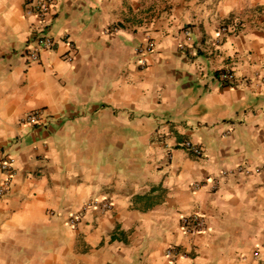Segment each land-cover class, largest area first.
<instances>
[{
    "label": "crops",
    "instance_id": "0c3cea01",
    "mask_svg": "<svg viewBox=\"0 0 264 264\" xmlns=\"http://www.w3.org/2000/svg\"><path fill=\"white\" fill-rule=\"evenodd\" d=\"M24 5L0 0V264H264V0H55L56 46L29 64Z\"/></svg>",
    "mask_w": 264,
    "mask_h": 264
},
{
    "label": "built area",
    "instance_id": "2783aa9c",
    "mask_svg": "<svg viewBox=\"0 0 264 264\" xmlns=\"http://www.w3.org/2000/svg\"><path fill=\"white\" fill-rule=\"evenodd\" d=\"M24 13L27 17H34L37 22V25L32 28L30 33L25 55L28 64L37 63L42 52L53 50L56 46V40L50 34L51 20L55 14V0H25ZM234 30L235 29L229 27L228 25L219 27L218 35L212 39L213 47H218V45H220L222 36L229 35L233 33ZM191 43L192 38L190 34L185 31L184 41L179 44L178 49L189 52L192 46ZM66 45L68 47V52L66 55H64V60L70 62L76 49L72 43L68 42ZM152 51L153 45L151 42L138 45L134 49L135 56L138 58V63L141 67H145L147 65L146 57L152 53ZM218 77L225 84L235 82V78L231 72L221 73ZM261 81L264 82V76L261 77ZM20 121L22 124L30 127H42L49 122V118L43 111L38 110L23 116ZM181 148L195 157L202 156L201 149L197 145H194L188 141L182 143ZM238 171L246 172L245 169H242L241 167L238 168ZM13 172L14 158L6 154L0 159V174L3 176V179L0 182V197H3L8 192ZM227 174V172H221L220 175L223 177ZM200 188L201 185L199 183L192 184L193 190H198ZM96 204H101L102 208L104 209H108L110 207V204L107 201H93L87 204L82 211H85L86 208H90ZM78 221L79 216H72L69 219V223L72 226H74ZM204 225V219L198 214L183 217L180 220V228L185 234L199 232L204 228ZM165 255L172 261L185 256V254L180 252L175 246L168 247L165 251Z\"/></svg>",
    "mask_w": 264,
    "mask_h": 264
}]
</instances>
